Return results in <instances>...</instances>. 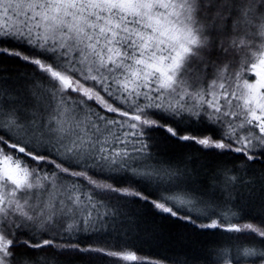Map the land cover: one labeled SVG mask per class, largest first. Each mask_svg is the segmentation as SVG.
Here are the masks:
<instances>
[{
  "label": "snow or ice",
  "instance_id": "snow-or-ice-1",
  "mask_svg": "<svg viewBox=\"0 0 264 264\" xmlns=\"http://www.w3.org/2000/svg\"><path fill=\"white\" fill-rule=\"evenodd\" d=\"M3 60L31 71L0 80V264H159L118 242L137 202L229 234L206 264H264L247 178L264 163V0H0ZM157 134L242 157L243 175L205 186Z\"/></svg>",
  "mask_w": 264,
  "mask_h": 264
},
{
  "label": "trees",
  "instance_id": "trees-1",
  "mask_svg": "<svg viewBox=\"0 0 264 264\" xmlns=\"http://www.w3.org/2000/svg\"><path fill=\"white\" fill-rule=\"evenodd\" d=\"M30 71L22 63L0 61V80H8L11 86L17 88L24 83L22 76ZM156 140L155 152L163 159L198 174L204 180L205 186L208 177L224 165H239L242 169L239 174L243 175V165H240L243 158L233 153L222 156L215 151H204L195 144L165 139L161 134L156 135ZM247 178L255 182V200L251 202L254 210L248 219L256 223L259 221L252 217L257 216L261 204L264 203V191H261L264 188V163H249ZM121 212L123 214L117 218L115 224L120 237L118 242L131 245L138 250V255L159 264H206L208 253H214L216 245L226 241L229 236L227 233L193 229L182 221L164 218L151 207L139 202L128 204ZM212 259H216L215 254ZM59 264H89V258L60 257Z\"/></svg>",
  "mask_w": 264,
  "mask_h": 264
}]
</instances>
